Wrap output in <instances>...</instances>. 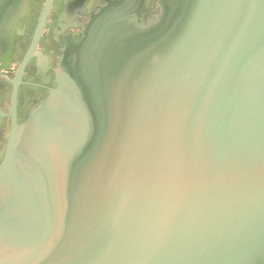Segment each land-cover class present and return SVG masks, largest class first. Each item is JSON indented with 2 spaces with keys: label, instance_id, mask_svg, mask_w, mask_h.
<instances>
[{
  "label": "water",
  "instance_id": "obj_1",
  "mask_svg": "<svg viewBox=\"0 0 264 264\" xmlns=\"http://www.w3.org/2000/svg\"><path fill=\"white\" fill-rule=\"evenodd\" d=\"M157 5L101 9L12 125L0 264H264V0Z\"/></svg>",
  "mask_w": 264,
  "mask_h": 264
},
{
  "label": "flooded vegetation",
  "instance_id": "obj_2",
  "mask_svg": "<svg viewBox=\"0 0 264 264\" xmlns=\"http://www.w3.org/2000/svg\"><path fill=\"white\" fill-rule=\"evenodd\" d=\"M120 2L138 25L158 13L157 0H0V162L12 125L21 126L57 87L72 41L101 9Z\"/></svg>",
  "mask_w": 264,
  "mask_h": 264
}]
</instances>
